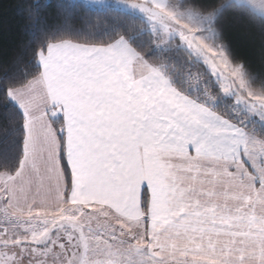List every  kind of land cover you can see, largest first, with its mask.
Returning <instances> with one entry per match:
<instances>
[{
	"label": "snow or ice",
	"instance_id": "6c2138e0",
	"mask_svg": "<svg viewBox=\"0 0 264 264\" xmlns=\"http://www.w3.org/2000/svg\"><path fill=\"white\" fill-rule=\"evenodd\" d=\"M15 7L0 264H264V0Z\"/></svg>",
	"mask_w": 264,
	"mask_h": 264
},
{
	"label": "trees",
	"instance_id": "16d2710c",
	"mask_svg": "<svg viewBox=\"0 0 264 264\" xmlns=\"http://www.w3.org/2000/svg\"><path fill=\"white\" fill-rule=\"evenodd\" d=\"M16 3L17 0H0V57L5 53L10 56L13 48L26 39L20 28L21 18L15 7ZM236 38L246 54L255 55L251 42L246 40L243 34L237 35Z\"/></svg>",
	"mask_w": 264,
	"mask_h": 264
}]
</instances>
